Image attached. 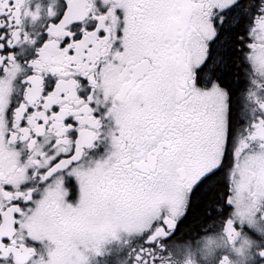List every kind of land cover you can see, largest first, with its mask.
I'll list each match as a JSON object with an SVG mask.
<instances>
[{"label":"snow or ice","instance_id":"snow-or-ice-1","mask_svg":"<svg viewBox=\"0 0 264 264\" xmlns=\"http://www.w3.org/2000/svg\"><path fill=\"white\" fill-rule=\"evenodd\" d=\"M193 247L264 264V0H0V264Z\"/></svg>","mask_w":264,"mask_h":264},{"label":"flooded vegetation","instance_id":"flooded-vegetation-1","mask_svg":"<svg viewBox=\"0 0 264 264\" xmlns=\"http://www.w3.org/2000/svg\"><path fill=\"white\" fill-rule=\"evenodd\" d=\"M102 151V150H101ZM67 187H71L73 191H75V186H74V182L67 184ZM73 203H75V200L72 201ZM215 239H219V237L215 238ZM129 238L128 237H124L119 244L120 248H124L127 246V244L129 243ZM205 244L211 245L212 241L208 240V241H202L201 243V248H204ZM116 249H112V251H115ZM198 250L193 247L190 251H186L184 258L181 260L180 264H197V261L199 260V256L197 254ZM202 264V262H201ZM236 264H243V260L240 259L239 257L237 258Z\"/></svg>","mask_w":264,"mask_h":264}]
</instances>
